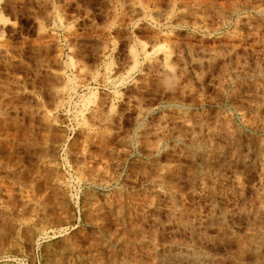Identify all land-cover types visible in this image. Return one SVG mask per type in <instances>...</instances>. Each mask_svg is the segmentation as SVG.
Returning a JSON list of instances; mask_svg holds the SVG:
<instances>
[{"label": "rangeland", "instance_id": "1", "mask_svg": "<svg viewBox=\"0 0 264 264\" xmlns=\"http://www.w3.org/2000/svg\"><path fill=\"white\" fill-rule=\"evenodd\" d=\"M0 264H264V0H0Z\"/></svg>", "mask_w": 264, "mask_h": 264}, {"label": "bare ground", "instance_id": "2", "mask_svg": "<svg viewBox=\"0 0 264 264\" xmlns=\"http://www.w3.org/2000/svg\"><path fill=\"white\" fill-rule=\"evenodd\" d=\"M164 80V79H163Z\"/></svg>", "mask_w": 264, "mask_h": 264}]
</instances>
